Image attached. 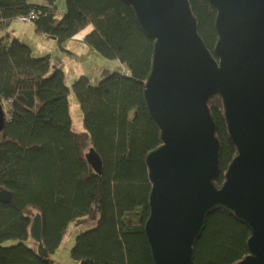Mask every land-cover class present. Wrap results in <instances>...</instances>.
Here are the masks:
<instances>
[{
	"label": "trees",
	"instance_id": "obj_1",
	"mask_svg": "<svg viewBox=\"0 0 264 264\" xmlns=\"http://www.w3.org/2000/svg\"><path fill=\"white\" fill-rule=\"evenodd\" d=\"M190 3L199 32L216 56V8L209 0ZM15 19L32 21L36 32L61 45L87 29L85 42L107 58H118L129 74L107 72L97 83L82 75L70 87L62 69L52 72L49 55L34 57L9 30L0 38L5 111L0 192L10 191L9 202L0 200V264L56 263L52 255L38 252L35 240V245L30 242L35 212L41 214L50 254L74 226H83L71 250L80 264H155L145 232L152 187L146 157L161 138L143 97L154 40L122 0H66L63 14L57 0H0V28ZM72 89L83 114L81 131L70 112ZM209 106L221 144L214 179L220 188L237 148L229 138L222 100L213 96ZM92 147L102 157V173L86 158ZM249 237V228L233 212L217 209L194 242L195 262H238L250 253Z\"/></svg>",
	"mask_w": 264,
	"mask_h": 264
},
{
	"label": "water",
	"instance_id": "obj_2",
	"mask_svg": "<svg viewBox=\"0 0 264 264\" xmlns=\"http://www.w3.org/2000/svg\"><path fill=\"white\" fill-rule=\"evenodd\" d=\"M154 40L143 97L161 144L146 157L152 184L145 232L155 264H196L194 242L206 217L223 208L250 230V253L233 264H264V0H209L216 8L214 56L199 32L190 0H122ZM223 102L237 154L218 188L220 139L209 101ZM5 111L0 102V131ZM86 158L102 173L94 147ZM0 200L9 202L10 191ZM42 217L30 226L38 252Z\"/></svg>",
	"mask_w": 264,
	"mask_h": 264
},
{
	"label": "rangeland",
	"instance_id": "obj_3",
	"mask_svg": "<svg viewBox=\"0 0 264 264\" xmlns=\"http://www.w3.org/2000/svg\"><path fill=\"white\" fill-rule=\"evenodd\" d=\"M57 4L60 14L65 13L66 0H57ZM8 30L11 37H16L31 47L34 57L49 55L51 57L52 72L62 69L66 75V82L70 87L82 75L89 76L92 83H97L104 78L107 72L120 70L125 75L129 74L125 64L120 63L118 58H107L85 42L84 38L87 29L81 31L77 36L62 45L56 39L36 32L32 21L13 20L5 28H0V38L4 37ZM69 102L74 128L77 131L84 130L82 110L73 89L70 93ZM34 214L32 215V220L35 216ZM85 229L83 226H74L73 231H69L55 252L52 254L48 252L56 261L55 264H80L72 256L71 250L75 245L77 235ZM30 242L35 245V241L31 237Z\"/></svg>",
	"mask_w": 264,
	"mask_h": 264
},
{
	"label": "built area",
	"instance_id": "obj_4",
	"mask_svg": "<svg viewBox=\"0 0 264 264\" xmlns=\"http://www.w3.org/2000/svg\"><path fill=\"white\" fill-rule=\"evenodd\" d=\"M33 17H34V13L32 12V13H31V18H33Z\"/></svg>",
	"mask_w": 264,
	"mask_h": 264
}]
</instances>
